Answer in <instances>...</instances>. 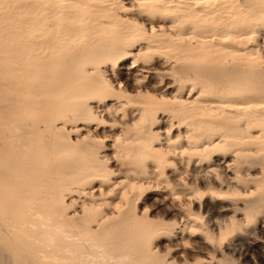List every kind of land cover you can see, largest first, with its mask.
<instances>
[{"label":"bare ground","instance_id":"1","mask_svg":"<svg viewBox=\"0 0 264 264\" xmlns=\"http://www.w3.org/2000/svg\"><path fill=\"white\" fill-rule=\"evenodd\" d=\"M128 60L132 86L112 76ZM0 65V242L19 237L11 248L29 254L22 264L67 259L45 246L71 256L94 247L104 264H131L133 235L148 259L141 264H170L143 240L168 228L130 206V194L154 181L186 207L185 228L205 230L196 203L213 198L245 202L244 219L219 227L221 237L264 231V0H0ZM157 73L175 89L142 88ZM104 99L130 123L121 180L94 200L84 186L99 183L102 194L116 172L80 132L104 121L94 106ZM165 115L169 132L150 128ZM71 133L79 157L60 161ZM222 153L232 155L230 175L211 160ZM176 160L202 172L206 187L196 170L181 189L169 187ZM73 189L86 197L79 210L65 197Z\"/></svg>","mask_w":264,"mask_h":264},{"label":"rangeland","instance_id":"2","mask_svg":"<svg viewBox=\"0 0 264 264\" xmlns=\"http://www.w3.org/2000/svg\"><path fill=\"white\" fill-rule=\"evenodd\" d=\"M131 62L132 60H128L122 70H113L114 72L112 76L114 77V80L121 81L124 84H128L130 86L134 84V80L132 79L133 77L127 75V68L130 66ZM158 68L160 71H163L165 69L161 63L158 65ZM106 70L111 72L112 68L108 67ZM142 82H144L141 84L143 85L142 88L145 86L144 89H149L150 86V88L153 87L159 90V93H162L163 91L165 92V90H168V87L169 90H174L176 86L173 83V78H171L170 76H163L162 73L154 74V76L153 74L147 75V78ZM163 85L165 86L163 87ZM184 96H186V93L184 94ZM114 104L115 101H107L106 99L96 101L94 106L97 108L99 116H102L104 121H101L98 126L90 128L89 131L88 129H84V131L80 132L81 138L84 136H89L94 143H98L100 145L99 156L103 158L102 160L104 161L105 166H109L107 167L109 171L116 172L109 177L108 182H105L102 185L103 193L105 192V194H101L97 191L100 188L99 183H93L92 185L88 184L84 186V188H86V191H88L89 193L93 192L95 196L91 198L94 200L109 198L113 194L111 193V191L115 188L113 186V183L115 181L121 180L123 173L120 172H123L121 171V169L124 170L123 163L125 161V158L121 153V144L123 142V139H125L128 135L125 132V128L126 125L130 123V117H128V115H126V117L123 116L121 110H119V117H115ZM107 106L111 109L110 113L104 112L108 108ZM167 119L168 115H165L164 117L161 116L151 125L150 128L155 132L161 134L169 132V124L167 122ZM127 121H129L128 124H126ZM75 125V123H68V131H70ZM171 133L176 132L172 130ZM74 134L75 133H71V137L69 135V139L72 140V150L70 151V153L69 151L63 152V154L61 153L62 155H59L60 161L73 162L78 159L79 153L76 151L78 145H75L74 143L77 135ZM162 137H164V135ZM116 152L121 154H116ZM65 153L67 156L64 155ZM231 156L232 155L230 153H222L218 156H213L211 160L215 163L217 162L216 164H221L222 167L225 168L227 164L232 163ZM104 158L108 161H105ZM46 162L50 164L53 163L51 159H46ZM190 166L186 167L184 164H181L179 160H176L175 164L172 167L170 166L166 171V174L168 173L167 175L171 179L169 187H172L176 190L181 189L184 182L189 180L192 177L193 172L196 170L193 165ZM224 168L223 174L230 175V173L227 172V169ZM231 168H233V164ZM230 170L233 171V169ZM196 172H198L200 178L198 186L202 189L206 187L205 185L207 184V182L203 180L202 172L200 173L199 170H196ZM253 174L255 173L252 172V175ZM146 185L142 189L135 190L132 194H130V206L132 209L134 207L133 211L135 212L137 218L142 222L144 220H147L151 224L168 228L167 232L165 233L163 232L160 234H153L152 236L145 235V237H143V240L145 239L144 242H148V245H146L152 248V252L157 254L159 258L164 259L165 261L169 260L168 263L170 264H264L263 230H258V232H255L253 231V229H241V227H237V229L231 232V234L228 233L223 237L219 235V227L225 228L232 218H235L240 222L244 219L243 215L246 214V211L244 210L245 202H243L242 200L233 199L226 201L215 200L213 198H206L202 201L197 200L196 210L197 212L200 211L201 215H203L201 216L203 219H201L200 221L203 223V228L205 230L194 231L183 226L187 221V218L183 212L186 207L183 205L181 206V203L170 199V197L168 196L169 193H167L169 191L165 187L164 183L159 182L158 184L154 181ZM194 187L195 184L192 185V188ZM117 193L118 192L116 191L115 195H117ZM65 197L68 201L67 203L73 201V206L71 207L72 210H79V205H81L82 201L86 198L85 195H82V193L79 194L75 189L67 193ZM115 198L118 202V196ZM9 204L11 205L13 204V202L10 201ZM9 204L7 203V205ZM135 232L137 231L135 230ZM221 232H223V229ZM137 239L138 238H135L134 235L130 239V241L132 242V249L129 248V252L131 253L129 262L131 264H141L148 261L147 258L141 256V250L139 249L140 247L136 244ZM19 240V237L13 239L4 237V240L0 242V264H22L23 258H29V254L27 252H20L16 249L13 250L11 248V245H16ZM133 243L136 245H134ZM43 250L46 253H56L60 257H67L66 260H62L61 258H59L57 261H51L49 259L47 261L43 260V262H41L43 264L105 263V260H103L99 255V250L94 247H88L83 250V254H77L74 256H71L67 251H56L53 247L45 246ZM17 251L19 254H17Z\"/></svg>","mask_w":264,"mask_h":264}]
</instances>
